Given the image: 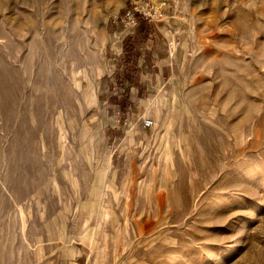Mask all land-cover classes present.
I'll list each match as a JSON object with an SVG mask.
<instances>
[{
    "label": "rangeland",
    "instance_id": "rangeland-1",
    "mask_svg": "<svg viewBox=\"0 0 264 264\" xmlns=\"http://www.w3.org/2000/svg\"><path fill=\"white\" fill-rule=\"evenodd\" d=\"M166 1L0 0V264H264V0Z\"/></svg>",
    "mask_w": 264,
    "mask_h": 264
},
{
    "label": "built area",
    "instance_id": "built-area-1",
    "mask_svg": "<svg viewBox=\"0 0 264 264\" xmlns=\"http://www.w3.org/2000/svg\"><path fill=\"white\" fill-rule=\"evenodd\" d=\"M168 8L166 0L159 2L152 0H127L122 12L113 21L126 31L136 29L141 23L157 25L166 18V10ZM151 125V120L146 119L143 121L144 127H150Z\"/></svg>",
    "mask_w": 264,
    "mask_h": 264
},
{
    "label": "bare ground",
    "instance_id": "bare-ground-1",
    "mask_svg": "<svg viewBox=\"0 0 264 264\" xmlns=\"http://www.w3.org/2000/svg\"><path fill=\"white\" fill-rule=\"evenodd\" d=\"M152 1H154V0H152ZM159 1H161V0H159ZM159 1H154V2H159ZM168 10V9H167ZM167 10H166V12H167Z\"/></svg>",
    "mask_w": 264,
    "mask_h": 264
},
{
    "label": "trees",
    "instance_id": "trees-1",
    "mask_svg": "<svg viewBox=\"0 0 264 264\" xmlns=\"http://www.w3.org/2000/svg\"><path fill=\"white\" fill-rule=\"evenodd\" d=\"M125 52H126V49L124 50L123 55H124Z\"/></svg>",
    "mask_w": 264,
    "mask_h": 264
}]
</instances>
